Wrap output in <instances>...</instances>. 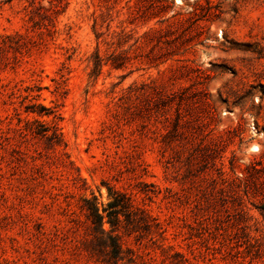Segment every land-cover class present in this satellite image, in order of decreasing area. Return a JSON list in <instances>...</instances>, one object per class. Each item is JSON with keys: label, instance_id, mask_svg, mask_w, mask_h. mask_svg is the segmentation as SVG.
<instances>
[{"label": "rangeland", "instance_id": "374dc122", "mask_svg": "<svg viewBox=\"0 0 264 264\" xmlns=\"http://www.w3.org/2000/svg\"><path fill=\"white\" fill-rule=\"evenodd\" d=\"M126 1L40 0L39 28L27 0H0V264H100L80 203H105L108 184L161 225L120 231L134 264H264L244 230L231 248V228L215 229L233 219L215 201L220 171L247 175L225 193L243 198L264 245V0H130L131 22ZM97 46L123 66L91 77Z\"/></svg>", "mask_w": 264, "mask_h": 264}, {"label": "trees", "instance_id": "16d2710c", "mask_svg": "<svg viewBox=\"0 0 264 264\" xmlns=\"http://www.w3.org/2000/svg\"><path fill=\"white\" fill-rule=\"evenodd\" d=\"M28 5H25V9L27 10L28 20L32 22V26H37L41 28L40 24L34 19L35 14L41 8L40 0H27ZM52 0H48L51 3ZM167 3L169 6L172 5V0H162ZM58 2L67 3L68 0H58ZM37 3L38 5H35ZM126 6L131 9L132 5H130V0L126 1ZM130 12V22L131 20L137 19L140 13L137 10L131 9ZM155 14V13H154ZM159 14V11L158 13ZM166 19H161V21ZM99 24L97 18H94L93 28H96V25ZM45 26V29L50 31L48 27ZM155 31V28H150L146 32ZM102 32H98L95 29L96 39L100 38V34ZM117 36L116 40L111 39V45H116V48L121 47L120 39L126 35H128L123 29L119 32H115ZM6 43L2 40L0 41V48H5ZM116 48L114 51L109 53L108 55L102 56L99 52L98 46L92 52L89 62H91V72L90 76H98L101 72L103 65L109 64L111 68L119 69L123 66L124 61L122 62L123 52H116ZM32 112H35L34 109H31ZM44 132V131H43ZM40 133V132H38ZM46 135V133H41ZM48 140H51V144H59L61 142V135L54 129L49 135H47ZM261 157H264V151L261 153ZM260 166L258 161H253L250 163V168H247L248 176L252 171L257 172L260 170ZM220 181L221 187L219 188L220 195L215 198V201H218L219 205L223 207L226 211H228L229 202L232 205L233 214H232V222L229 224L228 220H231V214H227L229 216L226 223L227 225H222L219 223L215 229L218 231L223 229L227 232V228H231L230 231L227 232V235H232V237L228 238L229 244L231 248H236L237 246H241L240 239L238 237L233 236L236 235L239 229L244 230V236L247 237L248 245L244 248L247 254H251L254 257H260L264 255V245H261L259 242L260 237L257 235L250 234L251 224L248 223V220L251 219V216L248 215V211L246 205L244 204L243 198L236 193V196L232 197L231 195H227L225 193L226 185L230 183H242L243 181H247V175L244 176H233L231 178L225 177L220 171ZM214 199V197H213ZM264 201V199H263ZM256 208L264 214V203L256 206ZM80 209L85 217L86 227L88 229L89 237H85L82 244L87 245V252L95 259V261L100 264H118L119 261H125L124 264H134L135 263V252L129 248L124 247L120 234V231L123 234H134L137 233L139 235H152L154 233H160L161 225L158 222V219L154 217L150 211L145 208L143 205H139L133 199L131 193L125 190H119L114 186L107 185V201L102 203L98 200L97 196L92 194L91 197H82L80 203ZM210 218L208 214L201 213V221L207 220ZM74 221V220H73ZM217 221H220L217 218ZM221 222V221H220ZM256 221L253 222L255 226L254 230L258 231V227H256ZM105 224H108V228H105ZM225 241V240H224ZM236 253H240V251H236Z\"/></svg>", "mask_w": 264, "mask_h": 264}]
</instances>
